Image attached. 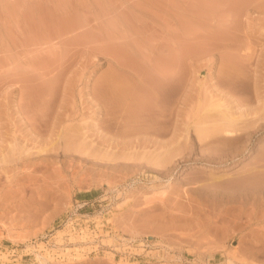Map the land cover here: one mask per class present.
I'll use <instances>...</instances> for the list:
<instances>
[{
  "label": "rangeland",
  "instance_id": "rangeland-1",
  "mask_svg": "<svg viewBox=\"0 0 264 264\" xmlns=\"http://www.w3.org/2000/svg\"><path fill=\"white\" fill-rule=\"evenodd\" d=\"M0 264H264V0H0Z\"/></svg>",
  "mask_w": 264,
  "mask_h": 264
},
{
  "label": "bare ground",
  "instance_id": "bare-ground-1",
  "mask_svg": "<svg viewBox=\"0 0 264 264\" xmlns=\"http://www.w3.org/2000/svg\"><path fill=\"white\" fill-rule=\"evenodd\" d=\"M237 121V118L233 115H227L222 113V117L218 121V126L216 129L218 131H223L225 133H234L236 128L234 127L235 122Z\"/></svg>",
  "mask_w": 264,
  "mask_h": 264
}]
</instances>
